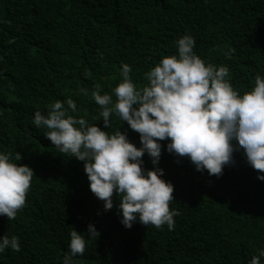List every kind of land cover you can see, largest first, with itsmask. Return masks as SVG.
<instances>
[{
  "label": "trees",
  "instance_id": "trees-1",
  "mask_svg": "<svg viewBox=\"0 0 264 264\" xmlns=\"http://www.w3.org/2000/svg\"><path fill=\"white\" fill-rule=\"evenodd\" d=\"M185 34L206 64L228 67L240 94L264 76V0H0V152L13 160L19 152L16 163L35 173L17 217L0 216V236L16 235L21 245L0 253V264H62L74 228L88 240L74 264H249L264 249V180L242 150L210 176L162 141L159 167L174 185L170 210L179 215L171 230L139 222L126 228L120 197L105 211L85 162L61 153L33 123L36 111L46 115L71 98L77 111L69 114L109 134L120 128L139 147V134L115 113L105 128L91 92L100 85L115 101L125 63L142 88L145 73L176 54ZM142 159L154 167L147 153ZM89 223L99 231L94 238Z\"/></svg>",
  "mask_w": 264,
  "mask_h": 264
},
{
  "label": "clouds",
  "instance_id": "clouds-1",
  "mask_svg": "<svg viewBox=\"0 0 264 264\" xmlns=\"http://www.w3.org/2000/svg\"><path fill=\"white\" fill-rule=\"evenodd\" d=\"M195 38L185 34L176 41V54L163 57L145 73L148 81L138 88L130 76V65L122 64L121 82L110 94H100V85L91 92L101 106L105 128L112 127L110 115L139 134L136 146L118 128L109 134L96 123L69 114L77 111L71 98L57 100L47 114L36 111L33 123L47 131L44 136L61 153L84 161V171L91 192L103 201L104 210L113 207V196H119L121 223L131 228L134 222L161 228L174 227L178 210H170L174 185L163 178L159 167L162 141L166 150L177 157H187L195 169L220 176L225 166L234 163V152L242 150L247 163L258 170L264 180V76L257 75L254 87L243 94L233 87L227 66L207 63L194 52ZM88 95L86 89H81ZM66 103V107H65ZM147 153L153 168H144ZM22 156L0 152V216L14 220L26 203L34 170L16 163ZM75 228L70 232L69 252L62 264H74V258L86 250L88 240ZM99 231L91 223L87 236ZM19 237L0 236V253L19 251ZM264 249L249 264H262Z\"/></svg>",
  "mask_w": 264,
  "mask_h": 264
}]
</instances>
